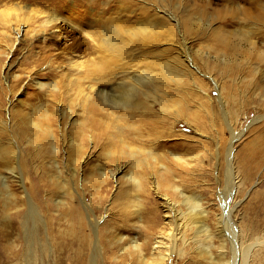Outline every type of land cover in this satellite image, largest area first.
I'll list each match as a JSON object with an SVG mask.
<instances>
[{
  "label": "rangeland",
  "instance_id": "rangeland-1",
  "mask_svg": "<svg viewBox=\"0 0 264 264\" xmlns=\"http://www.w3.org/2000/svg\"><path fill=\"white\" fill-rule=\"evenodd\" d=\"M49 3H53V7H60L66 1L0 0V137L3 138L4 146L10 150L7 159L0 158V175L6 180V185L0 186V264H123V257L127 258V264H154L145 259L150 257V251H145L143 258L135 254L131 257L128 252L124 256L119 251L121 247L117 246L118 242L111 244L119 233L125 235V246L134 237L144 241V232L152 228L154 219L156 230L165 225L162 222L165 197L154 190L153 174H157L158 181L164 184L174 180L186 192L197 193L204 198L205 205L208 202L212 204L210 209L213 214L221 212L217 195L227 180L225 158L231 142V132L227 126L225 111H221L220 93L226 100L229 119L241 136L234 143L233 155L250 173V177H246L243 171L239 172L241 178L244 177V183L236 194V200L240 204L238 203L235 214L239 215L237 220L241 221V228L259 225L264 231V158H259L264 152V118L257 120L258 116H264V74L256 72L249 63L252 61L251 57L256 59V55L247 54L240 40L230 35L246 19L244 10L254 14L250 15L251 18L262 24L263 21L257 15L259 13L264 20L261 8L264 0H88L87 4H77L73 10L72 17L77 20L73 23L77 29H74L70 42L75 43V49L69 50H64V41L50 39L52 37L46 15L27 8V5H31L36 11L48 10ZM124 4L129 10L120 9ZM109 8L116 20L119 17L123 20L128 15L133 27L142 19H146L147 23H156L158 31L153 37L155 44L152 43L146 53L136 48L135 51H129L133 57V62L130 63L132 71L149 69L152 73V80L144 92L137 93V99L144 103L142 109H150L149 104L152 103L150 111H154L156 115L158 113L157 116L136 109L130 111L133 114L130 117L122 107H111L100 97L96 98L99 96L97 92H92L97 101L90 105L87 101H81L75 92H66L61 96L51 88L42 90L37 85V80L40 79L46 82L58 80L60 86H69L70 78L84 76L94 66L98 69L97 65L91 67L87 62L95 57L90 45L85 43V39L89 37L85 38L81 32L82 27L88 29V25L80 26L78 23L89 22L92 20L88 17L89 14L95 19L105 14L104 10ZM163 9L166 15L162 12ZM199 16L201 22L197 20ZM178 18L181 25L176 23ZM161 23L168 25L163 26ZM44 29L46 31L41 32ZM176 56L179 63H171ZM186 58L203 64L202 72H210L221 87L215 88L214 82L208 77L196 74L204 79V86L202 89L198 88L200 80H194L188 69L191 66L195 68L196 65L192 62L189 64ZM157 60L166 65L170 63L181 74L171 73V77L158 78L155 74L165 75L166 71ZM153 61L156 64L152 67ZM78 67H83V72L77 73ZM125 68H128L127 63L117 70L123 72ZM16 75H22L23 82L18 86L19 89L11 93L10 89L17 83ZM160 86L164 87V92L158 90ZM54 96L57 101H53ZM60 98H63L61 108L73 109L72 115L68 113L69 117L62 120L57 117L56 112V103ZM43 104L53 112L49 120L35 111V107ZM176 104L178 106H173ZM179 106L180 109L188 108L190 112L187 117H181L179 125L172 129L173 118L177 116L175 110ZM113 113L125 116L120 118L123 121L120 125L136 121L145 131L148 130V125L144 120L154 122L160 119L161 129H158L163 130L166 136L156 144H152L148 137L144 141L138 139L137 142L145 143L140 145L147 150L152 149L154 155L159 153L162 161L167 162L171 169L163 172L164 168L158 167L160 165L145 150L138 151V156L119 151L122 154L121 161L114 160L120 147V135L116 127L119 119ZM170 113L174 115L171 116ZM95 117L97 121L107 125L112 121L106 132L98 125L101 122L92 120ZM222 118L226 125L224 132L221 130L223 125L218 122ZM90 123L99 131L94 132L99 136L97 138L94 135L95 141L89 138ZM201 131L205 133L202 137L199 135ZM217 140L224 142L220 143L218 155L215 151ZM77 143L85 146L87 157L80 164L75 161L78 158ZM110 151L114 153L111 157L108 153ZM172 152L187 157L192 165L172 159ZM79 154L80 160L82 154ZM103 169L105 175L102 178ZM131 173L142 180L141 188L130 181ZM175 174L179 176L178 179H174ZM166 190L162 187L163 193ZM167 192L171 194L173 201H180L182 198L169 188ZM86 205L92 209L91 218L99 220L102 225V252L93 249L94 235H90L92 231ZM180 205L184 208L183 204ZM82 220L84 228L80 230ZM211 222L214 224L213 220ZM137 226H141V229ZM86 234L91 237V241L82 246L84 244L81 243L80 236ZM34 235L36 240L32 239ZM243 236L242 240L249 243V236L246 233ZM215 242L218 244L219 239L216 238ZM230 246L227 245V256L232 259ZM243 247H247V244ZM200 252L196 247H190L189 254L180 264H219L211 262L207 255L203 256ZM78 253L83 254L84 263L78 260ZM212 253L217 260V248H213ZM259 255L255 264H264V247L259 248Z\"/></svg>",
  "mask_w": 264,
  "mask_h": 264
},
{
  "label": "bare ground",
  "instance_id": "bare-ground-1",
  "mask_svg": "<svg viewBox=\"0 0 264 264\" xmlns=\"http://www.w3.org/2000/svg\"><path fill=\"white\" fill-rule=\"evenodd\" d=\"M49 1L52 2L53 0H49ZM65 1H66L65 4H63L61 6L58 5L60 7H53V3H49L50 5L47 6L48 10L43 9V11H36L33 9V7L31 5H27V8H31L32 11L38 12L40 15H46V17H47L46 22L48 24V29H49L50 34H51L50 37H52L50 39H52V40L54 39V41L56 40L59 42L64 41L63 46L66 47L64 50H69V49H75V43L73 41L70 42L71 38H72V33H73L74 29L76 28V25L73 23V21H77L74 17H72L73 10L75 9V6L77 4L78 5L87 4L88 0H77V2H74V1L70 2V0H65ZM89 4H91V3H89ZM260 6H262V5H260ZM261 8H262V16L264 18V5ZM18 9H21V7ZM18 9H16V10H18ZM90 9H92V8H90ZM110 9L111 8H109L108 10H104L105 14H103L99 17H96L95 19L92 15L89 14L88 17L92 18L91 21L78 23L80 26L81 25H83V26L88 25V29H84V27H82L81 32L83 33V35H85V38L89 37V38L85 39V43H86V45H90L92 53L94 54L93 56H95V57L90 59L87 62L89 63V65L91 67L93 65H97L98 66L97 70H99V72H97V70L95 69V66H94V68L89 69L88 72L84 76H80V77L74 76V78L73 77L70 78V81L68 83L69 86H60L58 80L46 82V81H43L40 79L37 80V85L42 90L46 89V88H49V89L51 88L54 90V92H58L61 96H64L66 92H68V93L75 92L77 94V96L81 99V101L82 100L87 101L90 103V105L95 104L97 101V100L95 101V99L93 98L92 92H94V93L97 92L99 96L96 98L100 97L101 100H103L105 102V104H109L111 107H114V108L122 107L123 109L126 110L125 113H127L130 117H133V114H130V111H133L136 109L137 110L141 109L142 113H150L151 116H157L158 113L156 115V113L154 111H150V110H152V108H151L152 103L149 104L150 109H146V108L142 109V108H144V103L139 102L137 99V96H138L137 93L138 92H144V90H146V88H147L148 83L150 82V80H152L151 76H150L152 73L149 71V69H144V70L136 69V70L132 71L130 63L133 62V57H131L132 54L129 51V50L135 51V48H136L140 52L146 53V50L148 51L150 49V45L152 43H153V45L155 44L156 40H154L153 37H154L155 33H157V31H158V30H156V23L154 25V21L147 23L146 19H142L137 26L133 27L131 25V20H130V17L128 15L123 20L121 19V17H119V20H116L115 17H113V12L110 13ZM120 9L129 10L126 8L125 4L122 7H120ZM162 12L164 14L166 13V11L164 9L162 10ZM243 13L246 14L247 17L245 20H243L242 18L241 19L243 20V22H246V23L242 22L241 23L242 26L240 28H238V30L236 32H234V30L231 31L230 35L235 36V38L240 40L239 42L242 44V46L245 47V49H243V50H245V52H247V54H250L253 56L256 55V59L253 60V57H251L252 61L249 60L250 61L249 63L253 65L252 67L255 68L254 70L256 72L261 71V73L264 74V32H263L264 20L261 18V15L259 13L257 16L263 21V22L261 21L262 24H260V22L258 20H254L253 18H251L250 15H254V14L249 13L248 10H244ZM168 15L175 18L174 15H171V14H168ZM88 17H86V19ZM86 19H85V21H86ZM197 20L199 22L202 21L200 16L197 18ZM194 22H196V21H194ZM159 23H160V21H159ZM176 23H177V25H178V23L180 25L182 24L179 18H178ZM161 24L163 26L168 25L167 23H161ZM194 28H196V27H194ZM36 29H38V27ZM42 31L44 32L46 30L44 29V30H41V32ZM186 34H189V33H186ZM257 35H261L260 38L256 37ZM90 38H93V39L91 40ZM217 39H220V38H217ZM185 43H186L185 46L187 47V45H188L187 40H185ZM229 44H227V48H228ZM185 54H187V56H188L187 52ZM186 61H189V64H191V62H192V60H188V58H186ZM120 62H122V63H120ZM126 63H127L128 68H125L123 72H120L117 70V68H121ZM158 63H161V66L166 71L165 75L163 73L161 75L155 74L158 78H164L165 79V76L167 78L171 77V73L181 74V72L178 70H175V68H173L170 63H168L166 65L164 62H162L160 60L158 61ZM171 63H174V64L179 63V59L177 58V56L174 57V60ZM192 63H194L196 65V67L193 68L191 65H189V66H191V68L188 67L189 71H191V73H189V74L192 76V78L194 80H196V79L200 80L201 83H199L200 87H198V88L202 89L201 87L204 86V79L201 78L199 75H201L203 77L206 76L211 81H213L215 84V88L221 87L220 82L210 72L209 73L207 71L202 72L201 65L203 66V64L195 62L194 60ZM153 64H156V63H154V61L151 62L152 67L155 66ZM79 65L82 66L83 64L82 65L79 64ZM151 69H154V68H151ZM77 70H78L77 73L83 72V67L82 68L78 67ZM154 70L157 71L156 69H154ZM32 71H34V70H32ZM196 74H199V75L196 76ZM30 76L32 77V74ZM41 76L43 77V75H41ZM174 78L177 79L178 77H174ZM15 80L17 81V83L10 89L11 93H13V91L16 89H19L18 86L23 82L22 75H16ZM101 81L103 83H99ZM72 84H74V86ZM158 86H159V84H158ZM158 90H160L162 92L165 91L164 87H162V86L158 87ZM2 98H3V96H2ZM54 98L55 99L53 101H55L57 99L56 96H54ZM219 99L221 100V102H220L221 111L222 112L225 111V118H226L227 123H228L227 126L231 132V142L229 143L228 152H227L226 158H225L227 161V175H226L227 180H225L226 181L225 185L218 191V195H217L218 200H219V204H220V208L222 207V211L217 213V214H213V211L210 209V206L212 204L210 202H208V205H205L204 204V198L200 197V195H198L197 193H193V192L192 193L186 192L185 189L179 183L174 182V180H171L168 184H164V183L158 181V179L156 178L157 174L156 175L153 174L154 175V183H153L154 190L159 195L165 197V199L163 200V201H165L163 203V206L165 209L164 210L165 214L163 215L164 219L162 221L165 225L158 228V230H156L157 227L154 226V222H156V221L154 219L153 220V226H152V228L150 227L151 230L149 229L146 232H144L142 230L144 232V237H145L144 241H141L137 237H134L131 239V242L129 241L130 244L126 245V246H125V244H123V241L125 240V235L122 233H119L116 236L117 239H115V241H112L111 244L118 242L117 246L121 247L119 249V251L123 252L124 256L126 255L125 252L126 253L128 252V254L131 255V257H133L135 254L138 257L143 258L145 255V251H147V252L150 251V257H146L145 259H147V260L149 259L154 264H180V261L189 254L188 251L190 250V247H193V249H195V247H196L197 249H199L201 251L200 252L201 255H203V256L207 255L208 260H210L211 262L219 263V264H255V262L259 259V257H260L259 248L264 247V231L262 230V228L259 227V225H254L253 227L251 226L250 228H241L240 223H239L241 221L238 222V220H237V217L239 215L235 214V211L236 210L238 211L237 207H238V203H239L238 200H236V194H237L238 188L244 183L243 182L244 177L241 178L239 172L243 171L244 175L246 177H250V173L248 172V170L246 169L244 164L240 163V161H238L236 159L235 155H233L234 143L237 140H239L241 138V136H240V134H238L235 131V124L233 122H231L229 119V115L226 112V100L224 98H222L221 93L219 95ZM62 101H63V98H60V101L58 103H56L57 108L55 107L56 112H58L57 117H59L60 120H62L64 118H68L69 117L68 115L71 114V112L73 111L72 108H70V109L61 108L62 107ZM109 101L111 103H109ZM21 102H24V101H21ZM12 104L13 103H11V105ZM50 106H52V105H50ZM173 106H178V105L176 104ZM46 107H47V105H46ZM46 107L44 106V104L38 105L37 107H35V111L37 113H39L40 116L42 115V117H45L49 120L50 117L53 115V112H51ZM170 107H172V106H170ZM103 108H104V110H106L105 107H103ZM9 109L10 108H8V110ZM83 109H84V107H83ZM188 110H189L188 108L185 109L183 107H181V109H180V106L175 110L176 111L175 114L177 113V116L175 118H173L174 121L172 123V129L176 128L179 125V119L181 117H183V118L187 117L188 113L190 112ZM166 111L167 110L165 109L164 112H166ZM164 112H163V114H164ZM113 114L119 119L117 122L118 125L117 126L114 125V126L117 127V131H119L118 134L120 135V137L118 138V146H120V147H118V150L116 152V156L113 157L114 160L116 159L118 162L121 161L120 159L122 158V154L119 153V151L123 152V154H125L126 152H129V154L131 156H138V153H137L138 151H144L145 150V151H147V153H149L151 155L152 159H154V161L160 165L158 167L164 168L163 172H166L167 170L171 169V167L167 164V162L162 161L159 153H158V155H154L152 152V149L147 150L143 146L140 145V144H145V143L137 142L138 139L144 141V138L148 137V139H150L152 141V144H156L157 142H159L161 140V138L166 136L165 132L163 130H160L161 129V126L159 124L161 122L160 119H158V121L156 120L154 122H149V121L144 120L146 122L145 124L148 125V130L145 131L135 123L136 122L135 120H134L135 122L133 124L127 125L124 123L125 125L124 124L120 125L119 123L122 121V119H120V118H122L123 115L117 116L116 113H113ZM166 114H168V113H166ZM173 115L174 114H171V116H173ZM123 117L125 118V116H123ZM164 118L162 120H164ZM260 118H264V116H258L257 120H259ZM92 120L94 122L99 121V120L97 121L96 117ZM99 122H101V121H99ZM124 122H126V121H124ZM218 122H220V124L223 125L221 130L224 132L225 131L224 129H226L224 119L223 118L219 119ZM106 123H108V122H106ZM110 123H112V121L111 122L109 121L108 125L105 124V122H101V124H98V125L102 126L104 128V131L106 132L109 129ZM122 123H123V121H122ZM90 124H91V127L89 128V130H90L89 138L92 141H95L96 137L94 135H96V134L94 132H97L98 130L96 129V126H93L92 123H90ZM1 127H3V126H1ZM67 128H69V127H67ZM158 128H160V129H158ZM127 129H129V131H127ZM215 130L218 131L217 129H215ZM172 133H174V132H172ZM146 134H148V135L146 136ZM204 134L202 131H201V133H199L200 136L201 135L204 136ZM222 134H224V133H222ZM115 135L113 137H116ZM170 135H171V133H170ZM96 136H97V138H99L98 135H96ZM107 136H110V135H107ZM2 140H3V138L0 137V158L3 160V159H7L6 156L8 155V151H10V150L8 149V147L4 146V143L2 142ZM111 141L113 142V140H111ZM222 142L217 140V145L215 146L216 147L215 151L217 152V155L219 154L220 147H221L220 143H222ZM100 145H102V142ZM104 145H108V144H104ZM128 149L130 151H128ZM76 151L78 152V158H76L75 161H78L79 164L83 163V158L84 159L87 158L85 146L82 143L81 144L77 143ZM79 153L82 154V157L80 160H79V156H80ZM108 153L110 154V157L112 155H114V153H112L111 151ZM117 154H119V155L117 156ZM221 154H222V152H221ZM172 156H173L172 159H175L180 163H184V162H186L187 164L192 163V161H190V159H188L187 157L184 158V156L179 154V153L172 152ZM259 158L260 159L264 158V152H262L260 154ZM220 161H221V159H220ZM260 164H261V162H260ZM83 171L85 172V169ZM103 171H104V169L101 170V173ZM77 175L78 174L76 173V177H78ZM103 175H105V172L102 173V178H103ZM178 178H179V176L177 174H175L174 179H178ZM129 179H130V181L132 180L134 183H136L138 188L142 187L141 186L142 180H140L138 175H134L133 173H131L129 175ZM5 185H6L5 178H3L0 175V186L3 187ZM162 187H165L167 189L166 192H164V193L162 192ZM168 188L171 189L173 193L182 197L181 200L180 201H173L171 198V194L167 192ZM77 191H79V190H77ZM180 204H183L184 208H181ZM86 207H87V211L89 212L88 213L89 214V224L91 226V231H92V232L89 231V232H91V234L90 233L89 234L94 235L93 240H92L94 242L93 249L95 251L102 252L103 250H102V244H101V239H100L101 235H102V225L100 224L99 220L97 221V220H94L91 218L92 209L89 208L87 205H86ZM220 208H219V210H220ZM215 210H218V208ZM214 213H216V212H214ZM212 220H213L214 224L211 222ZM83 224H84V221L82 220V222L80 224V230L82 229ZM137 228L140 230L141 226H137ZM245 233L247 234V236H249V239H248L249 243L246 242L245 240H242L244 238L243 234H245ZM86 236L85 235L80 236V241L82 244H84L82 246L88 245L90 243L89 240L91 241V237H88V234H86ZM34 237H35V235L32 237V239L36 240ZM94 238H95V240H94ZM216 238L219 239L218 244H216V242H215ZM246 244H247V247H243ZM227 245H231L230 248L232 251L231 253L233 255L232 259H229V257L227 256ZM242 247H243V249H242ZM213 248H217V250L219 251V258L217 260L215 259L216 256H214V254L212 253ZM79 250H81V249H79ZM78 260L80 261V263H84L82 253H78ZM127 262H128L127 258L123 257V259L121 260V263L127 264Z\"/></svg>",
  "mask_w": 264,
  "mask_h": 264
}]
</instances>
